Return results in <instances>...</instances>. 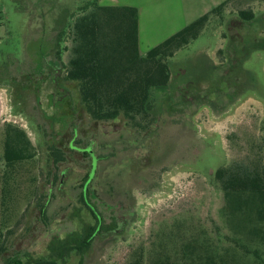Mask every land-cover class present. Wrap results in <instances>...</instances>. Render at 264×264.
<instances>
[{
    "label": "rangeland",
    "instance_id": "374dc122",
    "mask_svg": "<svg viewBox=\"0 0 264 264\" xmlns=\"http://www.w3.org/2000/svg\"><path fill=\"white\" fill-rule=\"evenodd\" d=\"M87 1L0 0V264H33L96 224L82 200L94 168L88 199L104 232L57 264H264V207L262 219L235 211L216 177L237 165L264 172V0L208 12L172 57L170 87L155 97L161 118L147 129L95 120L66 80L68 27ZM113 1L138 9L142 55L210 2L185 16L164 0L98 3ZM8 143L22 155L12 164Z\"/></svg>",
    "mask_w": 264,
    "mask_h": 264
},
{
    "label": "trees",
    "instance_id": "16d2710c",
    "mask_svg": "<svg viewBox=\"0 0 264 264\" xmlns=\"http://www.w3.org/2000/svg\"><path fill=\"white\" fill-rule=\"evenodd\" d=\"M77 10L79 15L68 27L73 46L66 80L78 83L82 104L95 120L109 122L123 116L131 126L147 129L150 123L161 118L162 109L157 106L155 97L158 92H165L170 87L172 57L201 34L210 12L152 47L146 55H142L139 48L137 8L101 6L98 0H88L85 5L76 7ZM240 14L244 22L249 23L254 18L248 11L243 10ZM261 49H264V45ZM16 148L8 143L6 160L9 164L22 159ZM258 170L251 171L249 167L243 169L237 165L231 170L219 169L216 177L222 180L231 206L235 202V211L245 215L256 212L262 219L264 172L260 173ZM87 197L88 193L83 194L82 200L92 212L96 224H89L90 230L85 234L80 231L75 238L66 239L60 244L56 242L48 255L33 264H57L59 260H66L73 253L84 255L95 238L104 232L103 219L95 208L88 205ZM4 250L0 246V259ZM2 264L26 262L17 255L5 258ZM132 264H142V259L138 257Z\"/></svg>",
    "mask_w": 264,
    "mask_h": 264
},
{
    "label": "crops",
    "instance_id": "0c3cea01",
    "mask_svg": "<svg viewBox=\"0 0 264 264\" xmlns=\"http://www.w3.org/2000/svg\"><path fill=\"white\" fill-rule=\"evenodd\" d=\"M219 1L220 0H210V2L206 6H204V8H203L204 14L208 13L213 8H215L217 5H219L221 3ZM223 1H225V0H223ZM164 2L166 3L169 10H171V9L176 10L182 16H185V13L187 12L188 8L194 9V7L191 4L195 3L197 1L196 0H164ZM114 5L128 6L126 4H117L116 2H114ZM138 13H139V11H138ZM204 14H202L201 16H203ZM201 16H199V17H201ZM140 42H141V37H140V14H139V48H140Z\"/></svg>",
    "mask_w": 264,
    "mask_h": 264
},
{
    "label": "flooded vegetation",
    "instance_id": "af4514ba",
    "mask_svg": "<svg viewBox=\"0 0 264 264\" xmlns=\"http://www.w3.org/2000/svg\"><path fill=\"white\" fill-rule=\"evenodd\" d=\"M51 64H52V66H51V69L49 70L54 76H53V79L51 78V80L54 82L55 81V78H56V71L58 70L57 68H58V63L57 62H55V61H49ZM49 76H50V74H49ZM50 81V80H49ZM57 91V90H56ZM94 173H95V171L93 170L92 172H91V174L89 175V178H88V182L86 183V185H85V192H84V194L85 193H88V189H87V185L89 184V182L92 180V178L94 177ZM88 198V197H87ZM89 200V199H88ZM89 202V201H88ZM88 205H90L91 207H93V208H95L94 206H93V204H91L90 202L88 203ZM95 219V218H94ZM118 229V226L116 227V228H114L113 229V231H115V230H117Z\"/></svg>",
    "mask_w": 264,
    "mask_h": 264
}]
</instances>
